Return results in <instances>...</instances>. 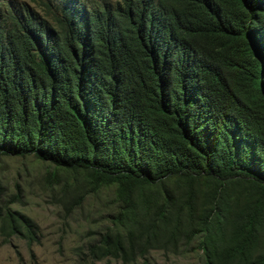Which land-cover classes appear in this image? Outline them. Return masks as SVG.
Returning a JSON list of instances; mask_svg holds the SVG:
<instances>
[{"label": "trees", "instance_id": "obj_1", "mask_svg": "<svg viewBox=\"0 0 264 264\" xmlns=\"http://www.w3.org/2000/svg\"><path fill=\"white\" fill-rule=\"evenodd\" d=\"M37 4L0 0V156L111 195L88 257L196 242L204 264H264V0ZM34 228L0 213L7 234Z\"/></svg>", "mask_w": 264, "mask_h": 264}, {"label": "rangeland", "instance_id": "obj_2", "mask_svg": "<svg viewBox=\"0 0 264 264\" xmlns=\"http://www.w3.org/2000/svg\"><path fill=\"white\" fill-rule=\"evenodd\" d=\"M42 14L39 0H13ZM54 165L33 154L0 156V213L19 212L35 224L34 238L7 234L0 230V264H123L121 260L90 259L88 248L108 224L112 210L111 195L92 192L75 197L79 179L63 170L51 177ZM72 182L67 192L61 182ZM60 182V183H59ZM196 242L179 254L150 251L132 264H204Z\"/></svg>", "mask_w": 264, "mask_h": 264}]
</instances>
